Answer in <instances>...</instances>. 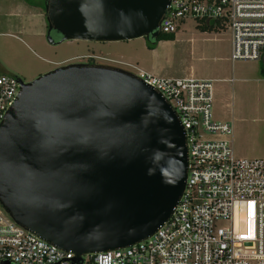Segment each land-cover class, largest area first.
Listing matches in <instances>:
<instances>
[{"label": "water", "instance_id": "95a60500", "mask_svg": "<svg viewBox=\"0 0 264 264\" xmlns=\"http://www.w3.org/2000/svg\"><path fill=\"white\" fill-rule=\"evenodd\" d=\"M169 3L45 0L47 40H155ZM19 78L0 124V204L10 216L76 264L154 234L188 177L187 131L172 104L131 70L103 63Z\"/></svg>", "mask_w": 264, "mask_h": 264}, {"label": "built area", "instance_id": "2783aa9c", "mask_svg": "<svg viewBox=\"0 0 264 264\" xmlns=\"http://www.w3.org/2000/svg\"><path fill=\"white\" fill-rule=\"evenodd\" d=\"M189 17L230 32L233 62L264 59V0H170L160 33H175ZM134 73L162 93L187 131L186 186L154 234L85 254L80 264H264V155L236 154L233 121L214 115V81ZM19 91L18 75L0 73V124ZM74 255L27 230L0 204V262L76 264Z\"/></svg>", "mask_w": 264, "mask_h": 264}, {"label": "rangeland", "instance_id": "374dc122", "mask_svg": "<svg viewBox=\"0 0 264 264\" xmlns=\"http://www.w3.org/2000/svg\"><path fill=\"white\" fill-rule=\"evenodd\" d=\"M19 20L20 17L6 14V25L2 23L0 27L11 30ZM174 34V39L163 38L151 46L146 37L107 42L69 39L52 44L44 36L52 49L39 50V54H33L19 37L0 34V73L31 80L56 66L81 61L124 67L133 72L142 68L161 76L209 78L214 81L215 117L233 121L236 154L264 155V59L233 62L230 32L204 31L193 17L181 21Z\"/></svg>", "mask_w": 264, "mask_h": 264}, {"label": "crops", "instance_id": "0c3cea01", "mask_svg": "<svg viewBox=\"0 0 264 264\" xmlns=\"http://www.w3.org/2000/svg\"><path fill=\"white\" fill-rule=\"evenodd\" d=\"M43 1L45 2V0ZM6 14L8 16L20 17V20L17 24L12 25L11 30H6V27H0L1 35L9 34L19 37L22 41H24L27 48H29L33 54H39V50L48 52L52 49V46L47 44L43 38L47 35L48 22L46 19V13L42 6V0H18L16 3H6V0H0V24L3 23L6 25ZM2 18L3 20L5 19L4 22L1 21ZM14 30L25 34L27 39H24L25 35H19ZM46 61L52 62V60ZM255 152L256 151L253 153Z\"/></svg>", "mask_w": 264, "mask_h": 264}, {"label": "trees", "instance_id": "16d2710c", "mask_svg": "<svg viewBox=\"0 0 264 264\" xmlns=\"http://www.w3.org/2000/svg\"><path fill=\"white\" fill-rule=\"evenodd\" d=\"M42 6H43V9L45 10V2L44 1L42 2ZM198 21H199V26L204 31L205 30L212 31V30H219L220 29V28L216 27L212 21H206V20H198ZM163 38L174 39L175 34L174 33H171V34L160 33V35L158 36V38L155 41L149 42L150 46L152 45V43L156 42L157 40L163 39ZM263 72H264V67H263Z\"/></svg>", "mask_w": 264, "mask_h": 264}, {"label": "flooded vegetation", "instance_id": "af4514ba", "mask_svg": "<svg viewBox=\"0 0 264 264\" xmlns=\"http://www.w3.org/2000/svg\"><path fill=\"white\" fill-rule=\"evenodd\" d=\"M155 40H156V39H155ZM155 40H150V41H152V42H153V41H155ZM90 63H92V62H90ZM94 63H95V62H94Z\"/></svg>", "mask_w": 264, "mask_h": 264}]
</instances>
